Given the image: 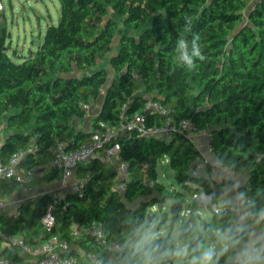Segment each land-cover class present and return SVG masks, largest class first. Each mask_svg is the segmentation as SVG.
<instances>
[{
	"label": "trees",
	"instance_id": "16d2710c",
	"mask_svg": "<svg viewBox=\"0 0 264 264\" xmlns=\"http://www.w3.org/2000/svg\"><path fill=\"white\" fill-rule=\"evenodd\" d=\"M59 2L57 23L46 26L42 41L21 61L9 55L0 24V124L4 121L8 129L0 144V157L7 160L35 136L38 152L27 155L20 165L43 172L34 177L38 184L60 178L59 170L44 167L50 150L58 141L77 148L89 140V132L77 128L78 120L87 114L83 104L95 102L105 86L90 129L97 128L100 121L115 125L124 104L132 112L140 110L148 96L160 100L175 108L177 119L189 118L200 130H208L214 155L247 176L245 191L251 199L247 209L264 208V0ZM111 14L121 17L127 30L116 45L118 23ZM185 18L191 19V33L184 32ZM193 34L200 36L206 59L197 61L196 69L189 71L174 65L173 56L177 39L184 35L190 40ZM108 53L114 75L107 83L108 71L96 64ZM118 142L119 158L130 165L124 193L115 188V172L95 159L76 173L77 178H86L82 196L43 194L33 207L22 204L17 216L0 214L2 233L21 236L29 244L40 243L46 236L35 242L32 231L52 202L53 233L69 242L79 264H94L87 257L90 253L104 264H137L139 257L127 249L126 235L146 226V211L153 205L161 209L169 197L183 201L182 193L169 190L157 179L156 165L164 155H168L179 184L193 190L189 182H199L217 201L219 185L212 188L210 179L198 181L188 174L200 156L190 139L125 136ZM17 185L3 183L1 189ZM136 200L138 207L128 206L127 202ZM232 215L226 211L214 218L224 226ZM93 222L101 223L108 241L123 250L108 251L83 230ZM188 227L187 222L181 223V239L189 234ZM209 227L204 223L197 236L205 238ZM157 243L164 249L173 245V239L159 236ZM19 252L23 253L7 248L2 255L22 264ZM218 264H228V254Z\"/></svg>",
	"mask_w": 264,
	"mask_h": 264
},
{
	"label": "built area",
	"instance_id": "2783aa9c",
	"mask_svg": "<svg viewBox=\"0 0 264 264\" xmlns=\"http://www.w3.org/2000/svg\"><path fill=\"white\" fill-rule=\"evenodd\" d=\"M1 6V2H0ZM83 108L88 113L90 110L89 104H83ZM201 130L189 118H176V110L173 106L164 104L160 100L147 97L140 110L128 112L127 104H124L118 114L117 123L108 125L102 121L98 123L95 129H88L90 134L89 140L77 148H67L66 143L58 141L50 150V157L46 163V169H57L61 173L63 181L76 175L80 167L89 166L93 160L99 159L106 166H113L115 172V188L121 194L125 192L130 179V165L127 161L119 158L120 144L119 137H143V138H160L171 139L175 136H183L193 143L195 149L200 156L191 165L188 174L200 180L201 178L210 179L216 169H220L226 175V178L234 181L238 171L223 164L213 153L211 145V134H208V141L202 145L196 140V135ZM39 150V145L35 136L30 137L25 148L13 152L7 160L0 157V189L3 183H17L18 185L30 184L37 172L34 168H25L21 166V161L29 154H36ZM118 158L117 161H114ZM161 162L169 164L168 155L161 158ZM86 178H75L72 192L75 195L82 196L84 191V182ZM247 184L235 189L233 199L230 204L219 205L214 201L211 192L197 183L195 189L191 192V199L196 203L195 214L190 209H184V199L181 202V207L177 210V215L187 222L191 217L194 222L200 220L202 209L207 210L212 216H218L226 211L235 213L229 220V224L235 222L240 210L247 209L251 203V199L245 191ZM214 188V186H212ZM242 194V195H240ZM186 201V199H185ZM5 203L0 199V213L4 209ZM154 208V209H153ZM156 210L158 207L153 205L150 210ZM163 209V207H162ZM19 211L13 216H17ZM46 238L37 245L27 243L21 236H7L0 230V237L8 248H18L23 253L34 257L37 264H79L78 258L72 253V247L69 242L60 235L53 233L56 219L54 215V205L48 203L43 210L39 220ZM204 222L200 220V225L203 227ZM85 232L93 236L95 241L108 251L121 252L123 246L115 242L108 241L101 223L93 222L88 227L83 229ZM77 231V230H75ZM82 253L80 250H78ZM87 257L94 264H104L101 258L95 254H87ZM0 264H15L11 259L5 256H0ZM110 264H122L119 262Z\"/></svg>",
	"mask_w": 264,
	"mask_h": 264
},
{
	"label": "rangeland",
	"instance_id": "374dc122",
	"mask_svg": "<svg viewBox=\"0 0 264 264\" xmlns=\"http://www.w3.org/2000/svg\"><path fill=\"white\" fill-rule=\"evenodd\" d=\"M0 24L4 27L6 33V45L9 46V55L15 61H21L22 57L28 56L29 52L34 51L38 44L42 41L45 34V29L48 24L57 23L60 16V2L59 0H0ZM111 16L118 23V31L116 37L113 41L114 45L117 44L120 35L127 32L123 26V19L111 14ZM111 53L106 54L101 60L96 64L98 67H104L110 71L107 83L112 79L114 73L109 66V59ZM106 87L104 86L100 95L105 93ZM100 99L97 100V102ZM80 127L84 128L82 121L80 122ZM91 124L88 123L87 127H90ZM8 135V129L4 121L0 124V142L3 141ZM113 170V169H112ZM156 174L159 182L164 184L169 190L180 192L183 194L184 209H190L195 214L197 209L196 203L191 199L192 190L184 188L179 184L174 175V170L170 167L168 163L159 161L156 165ZM37 183L32 182V185ZM45 187V191H48V194L54 196H64L66 194H74L69 189H63L62 192L59 184L53 182L50 183H40ZM39 185V184H38ZM189 186L192 189H195L197 182H189ZM36 197L31 201L32 203L36 202ZM186 199V201H185ZM138 201L127 202L128 206L131 208L138 207ZM174 203L173 198H167L163 204V209H147L146 211V226L142 229H136L129 232L126 235L127 249H132V243L139 238V234L144 230L151 228L152 231L159 234V236H170L173 239V245L175 243H185L190 239H193L199 233H202L204 228L200 225V220L204 223H208L209 226H219V223L215 220L207 210L202 209L200 215V220L196 218L194 228L195 231H190L184 239L180 238L179 228L181 225V220H186V218L179 217L178 215L174 216L171 208ZM23 204H31L30 202ZM31 207V206H30ZM17 203L14 205V213H17ZM165 212V214L162 213ZM36 228V227H35ZM34 228V229H35ZM73 230L76 229L75 224H72ZM77 230V229H76ZM209 234L206 235V237ZM210 242V241H209Z\"/></svg>",
	"mask_w": 264,
	"mask_h": 264
},
{
	"label": "clouds",
	"instance_id": "9594fccd",
	"mask_svg": "<svg viewBox=\"0 0 264 264\" xmlns=\"http://www.w3.org/2000/svg\"><path fill=\"white\" fill-rule=\"evenodd\" d=\"M184 32H192L190 18H185ZM200 39L198 34H193L190 40L181 35L175 44L174 65L195 70L197 61L206 59ZM207 232L209 235L203 239L195 237V247L189 241L161 249L157 243L159 234L148 228L132 243V253L139 257L137 264H161L164 260L172 264H218L219 258L226 254L228 264H264V208L244 209L234 223L210 226Z\"/></svg>",
	"mask_w": 264,
	"mask_h": 264
},
{
	"label": "crops",
	"instance_id": "0c3cea01",
	"mask_svg": "<svg viewBox=\"0 0 264 264\" xmlns=\"http://www.w3.org/2000/svg\"><path fill=\"white\" fill-rule=\"evenodd\" d=\"M108 71V77L110 75V71L108 69H106ZM104 94L100 95L98 99H100L98 102L97 100L95 102H93L90 105V110L89 112L86 114V116L82 119V120H78V127H80L79 125L80 122L82 121V125L84 128H80L83 131H88V129L90 127H87L88 123L91 124V121L93 119V117L99 112L100 106L103 102L104 99ZM150 97V96H148ZM196 140L201 143L202 145H205L208 141V134L206 132V130H201L197 135H196ZM2 143V141L0 142V144ZM118 158H115L114 161H117ZM47 163V162H46ZM46 168V164L44 166ZM108 169L112 170L113 166H107ZM76 178V175L63 181L60 178L50 182V184H52L53 182L59 184V187L61 189L60 192H62L63 189H69L73 187V183H74V179ZM33 182V181H32ZM32 182L28 185H17L15 186L13 189L10 188H3L0 189V199L4 201L5 203V207L4 209L1 211L0 214H9V215H14V205L17 203V209L23 204V203H27L30 202V206L33 207L34 203H32L31 201L36 197L35 200H37L41 195L48 193V191H45V187H43L42 184L38 183L31 186ZM211 183L212 186H216L219 185L221 187L220 189V193L219 196L217 198V203L219 205H225V204H230L232 199H233V195L235 192V189L237 187H242L243 185L247 184V176L244 173L238 172L236 178L234 179V181L229 180L228 178H226V175L223 173L222 170L220 169H216L211 177ZM34 201V200H33ZM225 202H229V203H225ZM244 210V209H242ZM240 210V212L242 211ZM233 215H235V213H233ZM76 229H78L76 227ZM75 229V230H76ZM33 235L32 238L35 242L39 241L41 239V237H43V235L45 234V231L43 230L40 222H38V224L36 225V228L33 229L32 231ZM39 243L36 244H32V245H37ZM8 247L5 245L4 241L0 238V256H2V252L5 251V249H7ZM19 259L20 262L22 264H32V263H36L34 257L25 254V253H21L19 252Z\"/></svg>",
	"mask_w": 264,
	"mask_h": 264
},
{
	"label": "water",
	"instance_id": "95a60500",
	"mask_svg": "<svg viewBox=\"0 0 264 264\" xmlns=\"http://www.w3.org/2000/svg\"><path fill=\"white\" fill-rule=\"evenodd\" d=\"M151 98L154 99L153 97H151ZM180 207H181V202H179V201L178 202H174L173 205H172V209L174 211H177ZM187 223L189 224L188 229H191L194 226V224H195L193 218H191V217L187 220ZM195 237H198V236L196 235ZM195 237L192 239V246L193 247H195V244L197 242V240L195 239Z\"/></svg>",
	"mask_w": 264,
	"mask_h": 264
}]
</instances>
